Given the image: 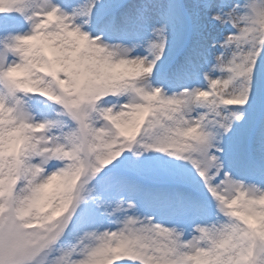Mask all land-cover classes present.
<instances>
[{"label":"snow or ice","instance_id":"1","mask_svg":"<svg viewBox=\"0 0 264 264\" xmlns=\"http://www.w3.org/2000/svg\"><path fill=\"white\" fill-rule=\"evenodd\" d=\"M0 4V264H264V0Z\"/></svg>","mask_w":264,"mask_h":264},{"label":"rangeland","instance_id":"2","mask_svg":"<svg viewBox=\"0 0 264 264\" xmlns=\"http://www.w3.org/2000/svg\"><path fill=\"white\" fill-rule=\"evenodd\" d=\"M9 22H12V23H20L15 17L11 18L9 20ZM26 28H27V25H23L22 28H21V31L26 30Z\"/></svg>","mask_w":264,"mask_h":264},{"label":"clouds","instance_id":"3","mask_svg":"<svg viewBox=\"0 0 264 264\" xmlns=\"http://www.w3.org/2000/svg\"><path fill=\"white\" fill-rule=\"evenodd\" d=\"M5 6H7L6 4H0V7H5Z\"/></svg>","mask_w":264,"mask_h":264}]
</instances>
